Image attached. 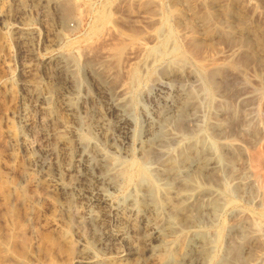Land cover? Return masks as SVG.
I'll list each match as a JSON object with an SVG mask.
<instances>
[{
  "label": "rangeland",
  "instance_id": "1",
  "mask_svg": "<svg viewBox=\"0 0 264 264\" xmlns=\"http://www.w3.org/2000/svg\"><path fill=\"white\" fill-rule=\"evenodd\" d=\"M0 5V264H84L78 255L96 264H264V0ZM64 98L71 115L55 105ZM43 99L56 109L38 122ZM215 152L224 158L208 169L221 194L214 213L193 212L173 243L132 254L150 229L122 236L118 219L144 195L141 175L160 200L165 161ZM187 166L170 187L195 169ZM45 172L72 187L74 210L62 191L46 190ZM89 211L100 220L84 219ZM194 234L208 240L205 254Z\"/></svg>",
  "mask_w": 264,
  "mask_h": 264
},
{
  "label": "bare ground",
  "instance_id": "2",
  "mask_svg": "<svg viewBox=\"0 0 264 264\" xmlns=\"http://www.w3.org/2000/svg\"><path fill=\"white\" fill-rule=\"evenodd\" d=\"M0 8H1V5H0ZM180 59L182 60V58H180ZM177 64H176V67L178 66ZM177 69H178V67H177ZM218 69L214 68L213 70H210V71L208 70V75H210L212 73H218V71H219ZM180 76H178V79H180V81H181ZM168 77H171L170 73L168 74ZM189 77H192V74H189ZM169 79H168V82H169ZM211 84H213V83H211ZM211 86L212 85H210V87ZM214 89H215V87H214ZM43 100L44 101L42 102V105H43L42 111L39 112L37 117H36L38 122L48 121L50 119V113L53 111L54 108L56 109L54 104L52 105L50 102H48L49 101L48 99H46V100L43 99ZM188 101H190V100L188 99ZM55 105L57 106L58 110H60V112L62 114H66V116L71 115L75 112L73 103L70 101H66L65 98H64V100L62 99V100L56 102ZM59 121H61V120H59ZM121 121H125V120L121 119ZM26 122H28V121H26ZM61 122L62 123L59 122L60 125H58V126H60L61 129H63V131L65 130V133H67L66 131L70 128L68 126L69 122L67 123L65 121V119H64V121H61ZM159 135H161V134H159ZM155 138H158V137L155 136ZM159 138H160V136H159ZM60 140L62 141V144L64 145L65 150H67V153L70 152L71 146H69L68 141L64 137H61ZM19 141L23 142V139L19 138ZM150 150L142 151L143 152L142 155H143L144 159L147 156H149L148 154H149ZM152 151H153V149H152ZM211 156H213V155H211ZM25 157L29 163L30 162L32 163V162H34V160H36V157H35V159H32V156L28 153L27 154L25 153ZM194 158L190 155V153H183L179 158L169 159L163 163V165H162L163 171L159 177H161L162 182H164V184H163L164 187L167 186L168 188L164 189L165 191H162L163 193H160V194H162V196L159 195L161 198L160 200L157 198V195H156L157 190L152 185L151 179L146 177L147 175L146 176L141 175V177L143 178V181H145L146 185H147V189H146V191H144V195L142 194L141 197L136 196L132 200L130 207L127 206L128 208L125 207L126 209L122 210L121 216L118 219L119 222L124 226L122 228L123 230L121 229L122 230V232H121L122 236L127 231L128 232L130 231V232H133L134 234H136L140 230V228H142L144 230L150 229V235L148 238H144V239L142 238L140 245L131 246L129 248V250L132 254L137 255V256H141L142 252L147 251L151 247L152 243H155V242L159 245L168 244V243L172 242L177 225H185L187 222H189L192 219L193 212H196V211L201 212L204 209H210L214 213L215 208H216V204L218 203L217 202L218 195H221V194H219L218 185L213 184V179H212L213 177L211 175L212 173H209L208 169H211V168L215 167L217 164H219V162H222L221 160H223L224 157L222 158L219 153L215 152L213 157H207L206 158V157L202 156L199 158L196 157L197 159H194ZM185 165H188L190 167L194 166L195 169L193 168L194 170L192 171V173L190 175H187L185 178L183 177L184 179L182 178L176 186L174 185L175 187H170V186H173L175 180H177L176 176H177L178 172ZM187 170H189V169H187ZM138 172H140V170ZM123 173H125V172H123ZM41 178L45 182L44 184H45L47 191H50V190H55V191L57 190L58 191V190H60L63 192V196H64L65 200H67L68 197H73L72 194H74V193H72L73 191H72V187L70 185L64 184L58 179L52 178L48 172L42 173ZM136 180H137V178H136ZM199 180H201V181H199ZM214 180H216V179H214ZM223 185H224V183H223ZM158 190H160V189H158ZM221 193H223V192H221ZM85 194L86 193L81 192L79 195H80V197H86ZM140 195H141V193H140ZM223 198H224V196H223ZM90 199H93V198H90ZM93 200H96L98 202V204L103 205L104 207H105V204L107 203V198H106V203H105V198H103V196L101 197L100 194L96 195ZM70 201L71 200H69V201L67 200V202H69V204L65 203L66 204L65 207H67L68 210L69 209L74 210V208H72V206L70 204ZM221 203H219V204H221ZM140 207L145 209V212L143 211L144 213H140L141 212L140 211L141 209L139 210ZM160 208H161V210L165 211V214L167 215L166 219H160L158 217V215H159L158 212H159ZM83 218L86 220L97 222L98 220H100L101 216L94 211L93 212L89 211V212H87L86 215H83ZM72 220H73L72 216H68V218H66V221H65V226L71 227V225L73 223ZM192 232H194V231L192 230ZM200 235L197 236V234H194L193 238L196 239V245H197L196 247H198V252L201 255V254H205L207 251L208 240L206 239L205 236L200 237ZM84 253H86V252H84ZM76 262L77 263L78 262L84 263V264H96V261H94L91 257L86 258L82 255L81 256L78 255L76 257Z\"/></svg>",
  "mask_w": 264,
  "mask_h": 264
}]
</instances>
